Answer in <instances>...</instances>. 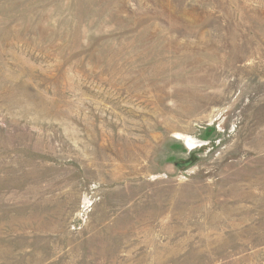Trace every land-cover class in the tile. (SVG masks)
<instances>
[{
    "label": "rangeland",
    "instance_id": "1",
    "mask_svg": "<svg viewBox=\"0 0 264 264\" xmlns=\"http://www.w3.org/2000/svg\"><path fill=\"white\" fill-rule=\"evenodd\" d=\"M0 264H264V0H0Z\"/></svg>",
    "mask_w": 264,
    "mask_h": 264
},
{
    "label": "bare ground",
    "instance_id": "2",
    "mask_svg": "<svg viewBox=\"0 0 264 264\" xmlns=\"http://www.w3.org/2000/svg\"><path fill=\"white\" fill-rule=\"evenodd\" d=\"M187 144H188L189 146H191V141L188 140V141H187Z\"/></svg>",
    "mask_w": 264,
    "mask_h": 264
}]
</instances>
